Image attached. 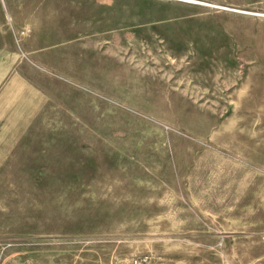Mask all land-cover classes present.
Here are the masks:
<instances>
[{"label":"rangeland","instance_id":"rangeland-1","mask_svg":"<svg viewBox=\"0 0 264 264\" xmlns=\"http://www.w3.org/2000/svg\"><path fill=\"white\" fill-rule=\"evenodd\" d=\"M0 264H264V0H0Z\"/></svg>","mask_w":264,"mask_h":264}]
</instances>
